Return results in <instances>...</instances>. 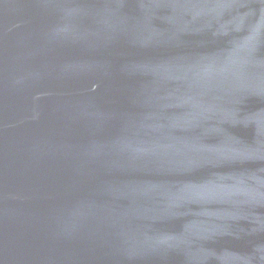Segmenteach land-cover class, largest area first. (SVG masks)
Wrapping results in <instances>:
<instances>
[{"label":"water","instance_id":"obj_1","mask_svg":"<svg viewBox=\"0 0 264 264\" xmlns=\"http://www.w3.org/2000/svg\"><path fill=\"white\" fill-rule=\"evenodd\" d=\"M0 264H264V0H0Z\"/></svg>","mask_w":264,"mask_h":264}]
</instances>
